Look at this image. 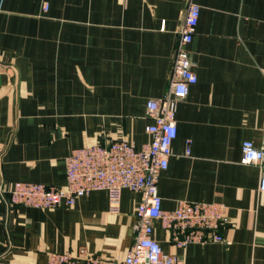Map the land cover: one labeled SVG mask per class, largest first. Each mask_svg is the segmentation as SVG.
Instances as JSON below:
<instances>
[{"label": "crops", "instance_id": "obj_1", "mask_svg": "<svg viewBox=\"0 0 264 264\" xmlns=\"http://www.w3.org/2000/svg\"><path fill=\"white\" fill-rule=\"evenodd\" d=\"M201 8L189 46L198 82L176 113L177 138L160 174L162 207L180 201L228 208L223 242L176 247L184 264H264L261 171L242 145L264 148V0H194ZM46 7H48L46 9ZM188 0H0V264H48L51 253L86 248L124 259L141 194L107 191L74 206L13 207L16 182L65 188L74 149L126 139L150 142V100L169 89Z\"/></svg>", "mask_w": 264, "mask_h": 264}, {"label": "built area", "instance_id": "obj_2", "mask_svg": "<svg viewBox=\"0 0 264 264\" xmlns=\"http://www.w3.org/2000/svg\"><path fill=\"white\" fill-rule=\"evenodd\" d=\"M200 11L194 0H188L168 92L161 99L147 102L146 116L152 121L146 127L150 142L141 149L126 139L74 149L66 160L65 188L21 182L12 186L10 203L39 209L74 206L80 198L92 192L107 191L111 211L118 213L123 190L141 194L136 209L134 243L124 259L106 258L83 247L76 253H51L48 264H184L182 257L163 250L155 234L157 222L169 233L173 244L184 250L191 244L224 241L220 231L222 225L228 222L225 205L180 201L175 210L166 211L158 192L160 174L169 167L173 155L172 143L178 135V106L187 99L190 87L198 82L189 46L197 32ZM242 163L260 169V190L264 192V148L245 141Z\"/></svg>", "mask_w": 264, "mask_h": 264}, {"label": "rangeland", "instance_id": "obj_3", "mask_svg": "<svg viewBox=\"0 0 264 264\" xmlns=\"http://www.w3.org/2000/svg\"><path fill=\"white\" fill-rule=\"evenodd\" d=\"M21 183H24V182H21ZM14 185V184H13ZM12 185V186H13ZM12 186H11V188H12ZM47 186V185H46ZM50 187V186H49ZM11 188H9L8 190L7 189H5L4 187H2L1 188V192L3 193V194H8V196H9V191L11 190ZM9 202V204H10V206H13V207H25V206H18V205H13L12 203H10V201H8ZM27 208H30V207H27ZM31 208H33V207H31ZM33 209H39V208H33ZM41 209V208H40ZM47 210H52V209H47Z\"/></svg>", "mask_w": 264, "mask_h": 264}]
</instances>
